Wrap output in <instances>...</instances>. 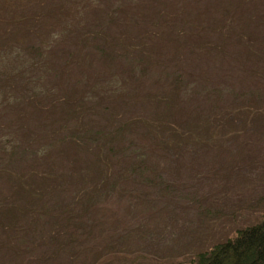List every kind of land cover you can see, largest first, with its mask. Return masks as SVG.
I'll return each instance as SVG.
<instances>
[{
	"label": "rangeland",
	"instance_id": "rangeland-1",
	"mask_svg": "<svg viewBox=\"0 0 264 264\" xmlns=\"http://www.w3.org/2000/svg\"><path fill=\"white\" fill-rule=\"evenodd\" d=\"M0 143V264H192L264 215V0H0Z\"/></svg>",
	"mask_w": 264,
	"mask_h": 264
},
{
	"label": "trees",
	"instance_id": "trees-1",
	"mask_svg": "<svg viewBox=\"0 0 264 264\" xmlns=\"http://www.w3.org/2000/svg\"><path fill=\"white\" fill-rule=\"evenodd\" d=\"M187 131L184 130V133L187 134ZM5 146L10 157L14 155L15 149L18 150V147ZM7 149L11 151L8 153ZM192 264H264V215L260 222L239 229L234 237L198 253Z\"/></svg>",
	"mask_w": 264,
	"mask_h": 264
}]
</instances>
